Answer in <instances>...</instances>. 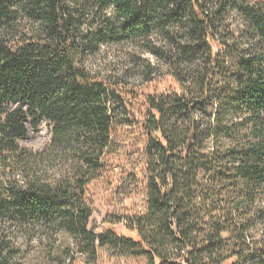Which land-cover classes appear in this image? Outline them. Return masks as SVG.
<instances>
[{
	"label": "trees",
	"instance_id": "trees-1",
	"mask_svg": "<svg viewBox=\"0 0 264 264\" xmlns=\"http://www.w3.org/2000/svg\"><path fill=\"white\" fill-rule=\"evenodd\" d=\"M128 143L136 238L99 234L88 188ZM64 233L92 263L264 264V0H0V264L33 245L67 264Z\"/></svg>",
	"mask_w": 264,
	"mask_h": 264
},
{
	"label": "rangeland",
	"instance_id": "rangeland-1",
	"mask_svg": "<svg viewBox=\"0 0 264 264\" xmlns=\"http://www.w3.org/2000/svg\"><path fill=\"white\" fill-rule=\"evenodd\" d=\"M130 49L132 47L129 45L112 46L110 49L103 48L98 61L91 64L104 72H110L111 69L119 70L118 64L120 62L123 64L125 53H129ZM50 132L49 126L44 123L36 132L31 131L27 138L19 142V145L34 152L42 151L50 141ZM125 148V151L118 157L120 160L118 167L104 180L98 181L88 188L95 203L90 228L95 229L99 234L107 229H112L126 237L136 238L135 233L126 229L124 221L119 223L129 212V209L137 211L144 208L143 188L139 185L141 175L134 173L132 169L133 163L137 159V154H135L137 150L131 143H128ZM64 234L55 250L66 256L68 260L75 257V260L68 261L67 264H146V261L142 259L113 257L110 254L111 249L107 247H104L96 263L85 261L79 251L73 248L71 235ZM56 254L57 252H52L49 246L43 245L40 248L33 245L28 249L26 259L21 264H65L59 259H55Z\"/></svg>",
	"mask_w": 264,
	"mask_h": 264
}]
</instances>
